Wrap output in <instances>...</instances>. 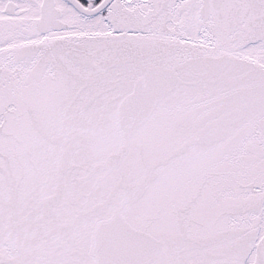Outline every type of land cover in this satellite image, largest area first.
Masks as SVG:
<instances>
[{
	"label": "snow or ice",
	"instance_id": "6c2138e0",
	"mask_svg": "<svg viewBox=\"0 0 264 264\" xmlns=\"http://www.w3.org/2000/svg\"><path fill=\"white\" fill-rule=\"evenodd\" d=\"M0 264H264V0H0Z\"/></svg>",
	"mask_w": 264,
	"mask_h": 264
}]
</instances>
